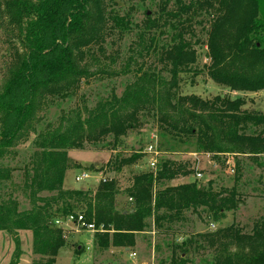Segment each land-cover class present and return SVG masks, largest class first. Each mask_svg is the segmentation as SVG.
Instances as JSON below:
<instances>
[{"label":"trees","instance_id":"obj_1","mask_svg":"<svg viewBox=\"0 0 264 264\" xmlns=\"http://www.w3.org/2000/svg\"><path fill=\"white\" fill-rule=\"evenodd\" d=\"M121 1L133 0H0L1 14L15 28L20 44L0 90V231L10 234L15 245L7 264H19L20 231L31 232L35 256L31 264H55L65 245L63 227L55 221L69 216L75 220L81 215L94 225L97 249L131 250L137 234L146 232L148 219L156 234L169 236L188 221V212L206 213L218 222L239 208L242 200L235 185L218 190L211 180L165 185L192 174L172 159H158L155 169L133 176L124 190L132 203L127 208L116 207L120 191L114 178L102 179L95 191L63 187L66 171L81 168L67 150L97 146L107 137L111 141L103 144L115 148L129 131L141 127L144 112L156 118L160 133L173 148L194 149L215 159L219 154L246 155L261 164L264 113L243 109L242 97L179 94L178 83L179 75L189 72L197 59L194 45L199 40L192 26L197 17L206 31L208 78L230 92L264 90V0H174L172 9H168L170 0H161L158 16L146 13L143 28L148 34L146 54L160 48L162 67L147 72L142 62L135 70L136 79L120 96L113 93L90 109L74 110L57 125L47 123L38 130L50 105L76 95L95 74L91 65L100 63L101 55L109 58L104 50L108 38L120 39L131 30L129 14L115 9ZM158 28L171 31L160 47L151 34ZM133 61L128 58L126 72ZM162 71L169 74L168 80ZM32 133L35 150L22 167L20 181L31 206L20 210L15 198L1 192L3 185L13 182L14 169L5 159ZM142 156L141 152L115 156L107 165L118 171ZM232 171L237 181L239 162ZM43 192L48 195L40 196ZM169 247L168 264H197L188 255L207 247L212 251L209 264H264V215L249 232L232 223L211 232L183 234L180 243ZM81 251L75 249L77 254Z\"/></svg>","mask_w":264,"mask_h":264},{"label":"rangeland","instance_id":"obj_2","mask_svg":"<svg viewBox=\"0 0 264 264\" xmlns=\"http://www.w3.org/2000/svg\"><path fill=\"white\" fill-rule=\"evenodd\" d=\"M161 0H140L121 1L115 9L119 14L128 13L131 20V30L123 34L122 37L112 36L105 44V56H100L98 64L93 63L90 72L95 74L76 95L65 100H57L45 111L44 120L39 125L38 130L45 127L47 123L57 125L63 115H67L74 110L83 112L85 108L94 107L98 101L111 94L120 96L126 87L137 77L135 70L138 65L144 63L143 69L147 72L159 70L162 64L159 63L160 48L156 53L146 54L145 46L148 44V34L144 31L143 25L146 13L153 18L159 14ZM175 7L174 0H170L168 9ZM204 16V15H203ZM202 17V16H200ZM204 23H206V16ZM200 18H195L192 22L193 31L199 40L194 47L197 51L195 64L191 66L189 72H182L179 75L178 92L182 95L195 94L204 99H211L215 95L230 96L232 98L242 97L245 100L243 109L248 111H260L264 113V90L257 92L235 93L227 88L219 86L210 80L206 74V66L209 63L207 49L205 46L206 31L203 25L197 23ZM207 27V24H206ZM163 34L159 35L160 31ZM171 31L168 28H158L151 32L157 36L158 47L169 40ZM15 28L8 24L5 16L1 14L0 8V90L8 74L10 63L13 61L14 52L20 50V44ZM143 35V36H141ZM16 49V50H15ZM134 61L130 63V71L123 68L128 58ZM161 74L165 80L170 78L166 71ZM141 127L131 130L120 143L114 147L110 142L111 137H107L105 142L93 146L86 144L83 149H69L68 156L78 162L81 168H71L66 171L63 187L65 189H81L95 191L102 179L114 178L120 195L117 197L116 207L127 208L132 205L130 199L124 194V190L132 184L133 176L149 171V154L144 153L146 145L153 141L157 147L158 159H172L177 163L184 164L187 169L192 170V174L187 177H177L165 183V185H176L178 183L198 181H213V188H232L234 185L240 194L242 204L234 212H227L223 219L218 222L212 221L206 213H187L188 221L182 225L175 235L162 236L154 232L151 219H148L146 232L137 234L136 246L131 250L108 249L101 251L95 247L94 234L96 232L85 231L76 225L64 223L63 235L65 245L59 250L55 264H168L170 258L171 243H180L183 234H196L215 231L218 227L228 226L232 223L239 225L245 232H249L253 223L264 215V156H259L257 165L255 160L246 155L219 154L215 159L211 154L190 151L184 148H173V143L167 141L160 133L156 118L143 113L140 117ZM163 136V137H162ZM36 134L32 133L25 141H21L13 148L14 155L7 156L5 162L13 170L12 183L3 185L1 192L3 197L10 194L18 201L20 210L30 208V199L26 195L20 184L23 176L22 167L29 161L30 154L35 150L33 140ZM103 144V145H102ZM114 149V150H113ZM175 149V150H173ZM141 152L143 155L136 163L126 165L121 170H109L107 162L115 156H130L132 153ZM239 162V178L235 181L233 165ZM104 173L101 172L104 170ZM236 170V167H235ZM47 196L43 192L40 196ZM181 231V232H180ZM21 257L19 264H31L34 255L31 254L32 235L29 231H20ZM80 253H75V249H81ZM15 249V245L10 234L0 231V264H7ZM212 258L210 248L199 250L188 255V259H196L197 264H209Z\"/></svg>","mask_w":264,"mask_h":264},{"label":"built area","instance_id":"obj_3","mask_svg":"<svg viewBox=\"0 0 264 264\" xmlns=\"http://www.w3.org/2000/svg\"><path fill=\"white\" fill-rule=\"evenodd\" d=\"M144 153L149 154L151 157V159H149L150 169H155L156 164H157L158 151H157V147L154 144V139H153V141L149 142L146 145V148L144 149ZM64 223H70L72 225H76L85 231H91V232L95 231L94 225L90 224V223L89 224L86 223L84 218L81 215H79L75 220H74L73 216H69L64 221H55V224L60 225L62 227H63Z\"/></svg>","mask_w":264,"mask_h":264},{"label":"crops","instance_id":"obj_4","mask_svg":"<svg viewBox=\"0 0 264 264\" xmlns=\"http://www.w3.org/2000/svg\"><path fill=\"white\" fill-rule=\"evenodd\" d=\"M126 250H128V249H126Z\"/></svg>","mask_w":264,"mask_h":264}]
</instances>
